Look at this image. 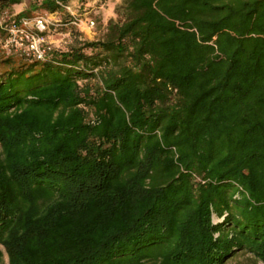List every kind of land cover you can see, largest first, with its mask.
Segmentation results:
<instances>
[{
  "label": "trees",
  "instance_id": "1",
  "mask_svg": "<svg viewBox=\"0 0 264 264\" xmlns=\"http://www.w3.org/2000/svg\"><path fill=\"white\" fill-rule=\"evenodd\" d=\"M116 14L49 60L0 53V264H264V0Z\"/></svg>",
  "mask_w": 264,
  "mask_h": 264
},
{
  "label": "built area",
  "instance_id": "2",
  "mask_svg": "<svg viewBox=\"0 0 264 264\" xmlns=\"http://www.w3.org/2000/svg\"><path fill=\"white\" fill-rule=\"evenodd\" d=\"M80 0L72 1L64 6L70 21L65 23L64 16L60 12H45L28 16H0V28L5 35L0 38L1 53L7 57L21 56L26 60L46 61L55 52L68 50L71 44V30L66 31L65 40H53L52 33L63 27H76L84 33L83 26L97 34V20L90 17L87 7L81 10ZM81 40L87 39L83 36Z\"/></svg>",
  "mask_w": 264,
  "mask_h": 264
},
{
  "label": "rangeland",
  "instance_id": "3",
  "mask_svg": "<svg viewBox=\"0 0 264 264\" xmlns=\"http://www.w3.org/2000/svg\"><path fill=\"white\" fill-rule=\"evenodd\" d=\"M30 1L32 0H23V3L16 6L14 9V12L19 13L23 10H25ZM97 0H93L91 3H89L88 10L91 12L90 17H98L99 20H97V23L100 21L101 24H106L109 22V20L117 18L116 14V8L120 6L123 2V0H107L105 3L101 4V6H98L99 3H97ZM91 6V7H90ZM100 25L97 27V34L91 33L90 29L83 26L84 30V37L87 38V40H96L97 38L100 37L101 32L100 30ZM65 33L66 31H62L61 29H58L56 32L52 33V39L53 40H65ZM1 53V50H0ZM215 221L219 222L220 219L215 217ZM5 264H8V257L5 254ZM229 264H263L262 262H256L254 260L253 255L251 254H246V255H241L239 254L238 257L234 260H232Z\"/></svg>",
  "mask_w": 264,
  "mask_h": 264
}]
</instances>
